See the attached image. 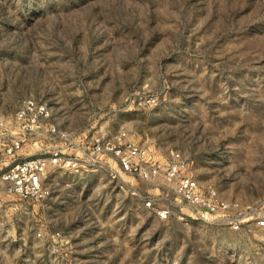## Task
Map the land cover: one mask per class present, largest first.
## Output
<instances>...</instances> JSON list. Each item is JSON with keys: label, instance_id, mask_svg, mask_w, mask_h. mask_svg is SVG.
Returning a JSON list of instances; mask_svg holds the SVG:
<instances>
[{"label": "rangeland", "instance_id": "rangeland-1", "mask_svg": "<svg viewBox=\"0 0 264 264\" xmlns=\"http://www.w3.org/2000/svg\"><path fill=\"white\" fill-rule=\"evenodd\" d=\"M29 98L74 143L125 130L224 199L264 200V0H0V121ZM43 181L41 203L0 188V264H264V229L198 216L162 172Z\"/></svg>", "mask_w": 264, "mask_h": 264}, {"label": "built area", "instance_id": "built-area-1", "mask_svg": "<svg viewBox=\"0 0 264 264\" xmlns=\"http://www.w3.org/2000/svg\"><path fill=\"white\" fill-rule=\"evenodd\" d=\"M150 101L156 103L154 96ZM31 147L33 152L25 154ZM0 188L23 201L41 203L50 195L43 176L50 167L81 170L97 169L113 159L119 171L150 180L162 172L176 193L196 207L197 215H209L238 230L250 224L264 229V200L257 205H244L224 199L213 186L203 187L185 174L181 153L171 151L164 163L153 160L149 148L135 143L125 130L114 135L97 137L93 141L74 143L73 136L53 122L48 103L25 99L14 114L0 121ZM117 171L112 177L117 178ZM151 205V201L148 202ZM168 217V209H158Z\"/></svg>", "mask_w": 264, "mask_h": 264}]
</instances>
